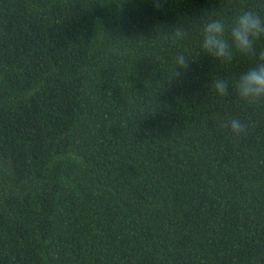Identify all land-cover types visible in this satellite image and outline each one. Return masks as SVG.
I'll use <instances>...</instances> for the list:
<instances>
[{
  "label": "trees",
  "instance_id": "1",
  "mask_svg": "<svg viewBox=\"0 0 264 264\" xmlns=\"http://www.w3.org/2000/svg\"><path fill=\"white\" fill-rule=\"evenodd\" d=\"M249 7L264 16V0H0V264H264V103L213 87L257 56L218 61L197 27Z\"/></svg>",
  "mask_w": 264,
  "mask_h": 264
},
{
  "label": "clouds",
  "instance_id": "2",
  "mask_svg": "<svg viewBox=\"0 0 264 264\" xmlns=\"http://www.w3.org/2000/svg\"><path fill=\"white\" fill-rule=\"evenodd\" d=\"M167 0H153V6L159 10ZM201 32V47L204 54L221 61L231 62L235 53L256 55L257 63L239 75L238 79L229 83L224 79H217L213 87L219 97H225L234 91L241 101L248 105L264 103V51L257 55L256 42L264 39V16L254 7L244 8L230 21L223 18H204L197 25ZM189 35L185 25L172 28V38L176 41L185 39ZM190 70V58L180 54L175 60V67L168 81L179 80ZM231 84V90L229 85ZM251 122L231 117L220 121V126L227 129L234 136L247 134Z\"/></svg>",
  "mask_w": 264,
  "mask_h": 264
}]
</instances>
